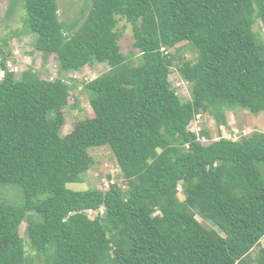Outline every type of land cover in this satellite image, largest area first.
<instances>
[{"label":"trees","instance_id":"trees-1","mask_svg":"<svg viewBox=\"0 0 264 264\" xmlns=\"http://www.w3.org/2000/svg\"><path fill=\"white\" fill-rule=\"evenodd\" d=\"M22 6L25 31L54 50L60 74L108 68L82 83L93 116L62 136L77 85L28 68L15 76L0 46V186L22 194L0 198V264H264V248L250 254L264 237V132L211 140L201 130L203 144L188 129L200 112L217 127L227 110L264 112V0H89L72 22L58 0ZM119 19L131 26L126 55ZM173 66L190 100L174 91ZM95 146L110 149L125 183L68 188Z\"/></svg>","mask_w":264,"mask_h":264},{"label":"rangeland","instance_id":"rangeland-1","mask_svg":"<svg viewBox=\"0 0 264 264\" xmlns=\"http://www.w3.org/2000/svg\"><path fill=\"white\" fill-rule=\"evenodd\" d=\"M11 0H0V46L9 55L6 56V64L9 69L14 71L15 76L25 69L34 71L35 77L45 80H53L56 77L63 78L67 83L77 85L76 89L70 92L67 100V106L60 110L62 114V124L60 134L67 136L73 130L80 128V122L93 116L92 108L89 104L87 95L81 89L82 83L95 78L104 72L108 67L104 63L93 62L85 65L78 71L67 73L58 72V58L54 50L44 53L40 45L36 44V35L25 31L23 27L24 8L22 0H16L12 13L9 12ZM89 0H58L59 18L65 22H72L86 13ZM118 29L122 31L119 44L121 51L126 55L132 50L131 26L124 19H119ZM254 31L262 35L260 23L253 27ZM5 42V43H4ZM182 43H180L181 45ZM179 45V44H178ZM171 49L170 51H174ZM183 55L187 59H194L195 52L192 49L185 48ZM135 59V58H134ZM8 63L11 64L8 66ZM2 74L0 73V78ZM169 80L176 94L183 100H190V84L183 80L176 72L174 66L169 74ZM226 124H220L217 127L215 119L207 112L195 114L188 125V129L193 131L203 144L209 140L200 136V131H207L209 137L217 139L218 135L225 138L238 139L243 135H248L253 131L264 132V112L251 114L245 109H233L225 112ZM84 160L92 161V165L83 175V181L71 182L66 186L73 190H85L89 187L98 189H107L104 181H108L107 176L113 178L119 185L124 184L119 168L110 149L106 146H95L88 149L87 154L81 155ZM180 188V187H178ZM180 199L183 198L179 192ZM0 198L8 200L13 199L20 202L22 194L20 188L16 185H1ZM18 200V201H17ZM104 207L99 210H88L89 217H94L97 213L105 214ZM201 220L199 217H197ZM205 225H208L206 223ZM20 234H23L24 223L20 226ZM260 248H264V237L261 238L258 245L251 251V257H254Z\"/></svg>","mask_w":264,"mask_h":264},{"label":"built area","instance_id":"built-area-1","mask_svg":"<svg viewBox=\"0 0 264 264\" xmlns=\"http://www.w3.org/2000/svg\"><path fill=\"white\" fill-rule=\"evenodd\" d=\"M11 64H9L8 63V66H10ZM6 67H7V64H6ZM8 68V67H7ZM9 69V68H8ZM9 70H11V69H9ZM0 73L3 75V70H0ZM105 183V185L108 187L111 183H112V181H107V182H104Z\"/></svg>","mask_w":264,"mask_h":264},{"label":"clouds","instance_id":"clouds-1","mask_svg":"<svg viewBox=\"0 0 264 264\" xmlns=\"http://www.w3.org/2000/svg\"><path fill=\"white\" fill-rule=\"evenodd\" d=\"M6 62V61H5ZM191 131V130H190ZM203 138V137H202Z\"/></svg>","mask_w":264,"mask_h":264}]
</instances>
